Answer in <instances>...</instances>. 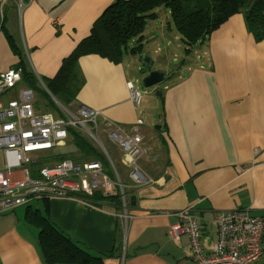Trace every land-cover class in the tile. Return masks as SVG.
Wrapping results in <instances>:
<instances>
[{
    "label": "crops",
    "instance_id": "crops-1",
    "mask_svg": "<svg viewBox=\"0 0 264 264\" xmlns=\"http://www.w3.org/2000/svg\"><path fill=\"white\" fill-rule=\"evenodd\" d=\"M114 1L0 0V74L16 69L23 59L36 87L41 85L54 105H60L44 81L57 74L63 60ZM151 36L150 46L159 55L158 68L166 69L175 56L168 49L171 38L181 49L179 35L167 24L153 28ZM10 40L21 59L12 51ZM191 50H195L193 64L185 55L179 59L178 72L171 74L176 75L173 80L163 73L161 96L150 101L153 105L145 113L139 109L141 95L135 104L126 88L135 63L132 56L138 54L131 58L124 54L119 63L97 55L78 59L82 85L74 101L60 106L70 112L86 106L99 111L101 120L139 133L137 167L150 182L139 185L130 179L128 160L113 144L129 218L120 219L119 208L107 201L91 204L54 198L29 203L0 215V264H45L38 230L28 217L30 210L45 216L87 252L111 254L103 264H196L187 237L173 241L167 235L168 227L177 222L174 213L186 207L196 216L202 234L211 239L217 212L242 209L264 218V39L256 41L244 16L236 14ZM56 116H62L59 108ZM138 119L143 122L140 126ZM101 120L99 129L104 134ZM68 141L66 156L77 155L69 136ZM5 161L0 151V171ZM30 169L35 175L36 168ZM261 244L262 255L253 264H264V237Z\"/></svg>",
    "mask_w": 264,
    "mask_h": 264
},
{
    "label": "built area",
    "instance_id": "built-area-1",
    "mask_svg": "<svg viewBox=\"0 0 264 264\" xmlns=\"http://www.w3.org/2000/svg\"><path fill=\"white\" fill-rule=\"evenodd\" d=\"M263 7H264V0ZM130 99L138 104L140 92L131 83L126 84ZM0 151L6 165L0 171V215L32 202L45 199H74L78 195L90 196L101 191L104 196L117 192L120 200L118 217L129 218L128 199L120 176L107 152L103 155L112 171L99 158L74 162L62 159L58 163L39 167L34 175L30 167L39 159L38 152L46 151L53 157L69 154L67 129L71 128L82 138H93L100 132L102 115L99 111L79 106L75 112L58 105L62 116L38 113L34 107V90L22 81L19 70L10 69L0 74ZM101 118V119H100ZM106 126L101 130L107 140L117 145L128 160L129 177L136 184H146L137 167L141 154L142 137L120 125L101 120ZM105 123V124H104ZM141 119L136 121L140 126ZM177 222L167 229L168 237L178 241L188 239L191 258L196 264H253L262 255L264 218L250 215L248 211L234 209L215 213L211 229L215 238L204 236L190 207L176 213Z\"/></svg>",
    "mask_w": 264,
    "mask_h": 264
},
{
    "label": "trees",
    "instance_id": "trees-1",
    "mask_svg": "<svg viewBox=\"0 0 264 264\" xmlns=\"http://www.w3.org/2000/svg\"><path fill=\"white\" fill-rule=\"evenodd\" d=\"M160 7L168 10L187 52L236 14L244 16L246 26L256 41L264 39L262 0H115L94 21L89 35L63 60L57 74L52 79L44 81L49 94L63 107L74 101L82 85L77 70V61L82 56L97 55L110 62L119 63L125 53L139 54L146 21L155 19L157 17L155 10ZM130 43L133 46L130 47ZM10 47L21 59L19 49L12 40ZM16 70L20 71L23 82L32 88L36 87V81L24 66L23 59ZM44 96L57 112L53 101L45 92ZM67 132L78 149L77 155L68 157L40 155L32 164L33 168L37 170L43 165L55 164L66 158L79 162L90 154L93 155V148L88 140L71 128L67 129ZM78 198L91 204L107 201L115 208H119L120 212L117 192L104 196L101 191H94L90 196L78 195ZM28 217L32 227L38 230L37 243L45 264H103V259L111 256L109 253L94 255L82 249L37 211L30 210Z\"/></svg>",
    "mask_w": 264,
    "mask_h": 264
},
{
    "label": "rangeland",
    "instance_id": "rangeland-1",
    "mask_svg": "<svg viewBox=\"0 0 264 264\" xmlns=\"http://www.w3.org/2000/svg\"><path fill=\"white\" fill-rule=\"evenodd\" d=\"M156 15L157 17L155 19H148L146 21L144 30H143V40L141 45V49L144 47L145 50L141 52V54H138L137 56H132V58L135 60L134 65L133 66V70L131 71L132 73V78H131V84L136 87L141 95V102H140V110L142 112H146L149 111L150 106L152 107L153 104L150 103V101L154 102V98H155V92H161L160 90H162L164 83L161 82L160 84H157L151 88H144L143 87V79L147 76V73L143 72L142 69V65H141V59L143 60V58H147L148 60H153L152 61V65L149 67L150 71H159L164 73L165 76H167V74L169 76H171V74L173 73H177L178 69L181 65L179 59H183L188 57V61H190L193 64V59L195 58V50H191V54H188V52H186V50L184 49V45L181 44L179 41L178 43H180L181 49L179 50L178 47H176V44L174 42V39L171 38L170 40V44L171 47H168L169 50H171L172 53H175V56H172L170 58V62L167 65L166 69H163L160 67V69L158 68L159 65H157V59L159 55H156L158 51L154 52L155 46H150V44L154 41V39L152 38L151 34H152V30L153 28H160V27H167V23H169V26L172 29L173 34H177L175 27L171 21L169 12L167 9L160 7L157 8L156 10ZM179 40V37H178ZM129 46H133L132 43L129 44ZM161 48L163 49V46H161ZM140 49V50H141ZM132 54L127 55V53H125V56H127V58H131ZM186 55V57H185ZM135 57V58H134ZM175 57V58H174ZM173 76V75H172ZM172 76L170 77V79H174V76L172 78ZM167 80V78L165 79ZM34 90V102H33V107L35 110L39 111H49L51 113H53L54 116L57 115L56 110L53 108L52 105L49 104L47 98L44 96V89L41 85H38L37 87L33 88ZM151 96V97H150ZM1 100H4V98H0ZM145 100H147L146 102H144ZM158 106V105H156ZM56 109L59 108L57 104H55ZM60 109V108H59ZM147 118L146 121H150L149 117H150V113L147 112ZM143 117H145V115L143 114ZM91 145V147L93 148V155L90 154V156H88L86 159H84L83 161H86L87 159H92V158H100L103 160V162L105 164L106 160L104 158L103 155V149H105V151L107 152V154L109 155V157L111 158L115 168L117 169V172L120 176V178H122V168L119 165V162L117 160V154H115V152L113 151V144H111L105 137L104 134H101L100 132L96 134V140L93 138H89L87 139ZM45 155L47 154L46 151L43 152H38L36 155ZM2 162H4V157L2 156ZM53 163V162H52ZM20 213H22L21 211L24 210V208H20Z\"/></svg>",
    "mask_w": 264,
    "mask_h": 264
},
{
    "label": "water",
    "instance_id": "water-1",
    "mask_svg": "<svg viewBox=\"0 0 264 264\" xmlns=\"http://www.w3.org/2000/svg\"><path fill=\"white\" fill-rule=\"evenodd\" d=\"M141 65L143 72L147 73V76L143 79V87L144 88H151L157 84H160L163 81V73L159 71H150L149 67L152 65L151 60L147 58L141 59ZM155 95L160 97L161 92H155ZM132 199V198H131Z\"/></svg>",
    "mask_w": 264,
    "mask_h": 264
}]
</instances>
